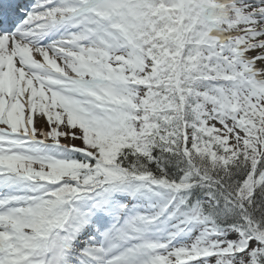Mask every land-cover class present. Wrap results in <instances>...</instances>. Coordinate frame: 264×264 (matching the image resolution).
Here are the masks:
<instances>
[{
    "label": "snow or ice",
    "instance_id": "6c2138e0",
    "mask_svg": "<svg viewBox=\"0 0 264 264\" xmlns=\"http://www.w3.org/2000/svg\"><path fill=\"white\" fill-rule=\"evenodd\" d=\"M0 264H264V0H0Z\"/></svg>",
    "mask_w": 264,
    "mask_h": 264
}]
</instances>
